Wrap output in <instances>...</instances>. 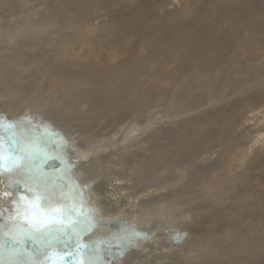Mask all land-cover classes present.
I'll return each instance as SVG.
<instances>
[{
  "label": "bare ground",
  "instance_id": "obj_1",
  "mask_svg": "<svg viewBox=\"0 0 264 264\" xmlns=\"http://www.w3.org/2000/svg\"><path fill=\"white\" fill-rule=\"evenodd\" d=\"M169 4L0 0L15 18L11 33L0 23V145L5 156L13 140L34 145L25 175L55 199L82 192L79 239L107 264H264V0ZM208 60L205 87L222 88L212 107L142 122L143 101L160 95L140 86L147 62L184 76ZM238 60L240 77L225 78ZM12 195L0 179V224Z\"/></svg>",
  "mask_w": 264,
  "mask_h": 264
},
{
  "label": "snow or ice",
  "instance_id": "obj_2",
  "mask_svg": "<svg viewBox=\"0 0 264 264\" xmlns=\"http://www.w3.org/2000/svg\"><path fill=\"white\" fill-rule=\"evenodd\" d=\"M12 126L9 124V127ZM34 151L31 143L21 148L19 142L13 140L5 156V149L0 145V179L13 193L12 198L4 203L14 206L13 215L8 217L9 223L0 224V264H58V261L51 260L57 255L88 257L78 264H107L102 259L103 247L89 248L79 239L83 232L78 225L80 217L85 215L83 207L78 209V203L83 204L82 192L79 202L73 196L69 204L66 197L57 200L49 194L47 181L39 179L36 174L25 175ZM21 177L26 185L25 191L29 193L27 200L15 188L22 182ZM26 240L32 241L31 250L23 247ZM58 244H63L65 250L58 249ZM5 245L10 256L7 261L2 259Z\"/></svg>",
  "mask_w": 264,
  "mask_h": 264
},
{
  "label": "rangeland",
  "instance_id": "obj_3",
  "mask_svg": "<svg viewBox=\"0 0 264 264\" xmlns=\"http://www.w3.org/2000/svg\"><path fill=\"white\" fill-rule=\"evenodd\" d=\"M172 1H174V2H171V0H169V2L172 5L169 4V6H167L168 8L172 7L178 1H181V0H178V1L177 0H172ZM28 11H29V13H31L30 9L27 10V12ZM5 13H7V11L3 12L0 15V23L2 24L1 25L2 29L8 30V29L12 28V26H8V25L10 24V22H13V20L15 18L14 17H10V19H9L8 17H6L7 15H5ZM12 18H13V20H12ZM18 25H16V27L20 28L18 30V32H19L18 34L20 36H23L24 33L27 34L26 32H30V33L34 32V29L32 27H30V26L26 27V30H25L23 26H21V25L18 26ZM71 31L75 32L76 30L73 31L71 29L70 33H72ZM6 32L11 33V30H8ZM22 32H23V34H22ZM16 35H17V33H16ZM241 62H242L241 60H238L237 62L234 61V64L229 69V72L232 73L233 75L232 74H227V76H225V78L231 77L232 79H234V77L235 78L236 77H240L239 72H237V71H238V68L241 66ZM160 65L157 62L155 63V62L149 61V62H147V66L148 67L145 70V72L143 74H140L139 76H137L139 81H140V86L146 87L145 88V92H150V93L157 92V93L160 94V95L155 96V98H153L150 101H148V100H144L143 101L145 104L142 103V107H145V108H142L141 114H143L144 112L145 113L147 112V113H146L145 116H143L142 122H145L144 121L145 119L149 120V119H151L153 117H157L158 115H163L162 113H165V112L167 113V111L174 112L175 115L176 116L178 115L179 118H183V117H186L188 115H191L194 112H196L197 110L198 111L196 113H198L199 110L203 109L204 105L207 106V107L208 106L212 107L214 105V103H215L213 101H216V98L218 97L217 94L218 95L221 94L222 88H221L220 85H219V89L218 90H215V91H212V92H211V90L208 87L207 88L205 87V83L207 81H209V79H210L209 77L212 75V73L211 74L208 73L209 68H207V66L209 65L211 67V64L209 63V60L206 61V64L205 63L203 64L204 66L200 65L197 68V70H196V68H194V69H192V71L194 70L193 72L191 71V73H189L187 75H184V76H181L180 73L169 71L168 66H165L166 67L165 68L162 64H160ZM152 71L154 72V75H153ZM195 71L200 72V76L197 75V72L194 73ZM213 73H215V72H213ZM204 74H206V75H204ZM3 75L4 74H2L1 76H3ZM191 75H193V76H191ZM121 77H125V76L123 75ZM145 77L146 78L148 77V78L146 79ZM152 77H154V78H152ZM223 77H219V76L217 77V75H216V77H214V78H219L220 79V83H223L226 80ZM147 81H149V82H147ZM202 84H203V86H202ZM164 88H166L165 89L166 91L164 90ZM181 90H183V91H181ZM226 91L227 90L225 89L224 92H226ZM205 92H207V93H205ZM206 94L209 95V96L207 97ZM192 97L195 98L196 100L193 99ZM202 99L205 100V101L203 102ZM153 101H156V103L153 102ZM192 103L194 104V108H196V107H198V108L194 109ZM146 105H147V107H146ZM149 115H153V116H149ZM134 124H136V123H134ZM185 127H187V125H185ZM116 130H123V128L120 126ZM234 133H236V132H234ZM232 141L238 142L235 139L234 140L233 139H231V140L228 139V142H232ZM202 157H205V154H203ZM49 162L50 161L46 162V164H49ZM46 164L44 163V165H46ZM156 234L157 233H155V232H143V231H141V232L136 233L135 237H140L141 236L143 238H151V237H155ZM121 240L118 239L116 242H121Z\"/></svg>",
  "mask_w": 264,
  "mask_h": 264
},
{
  "label": "water",
  "instance_id": "obj_4",
  "mask_svg": "<svg viewBox=\"0 0 264 264\" xmlns=\"http://www.w3.org/2000/svg\"><path fill=\"white\" fill-rule=\"evenodd\" d=\"M53 163H54V161H53ZM56 163V162H55ZM55 166H57V165H59V163H56V164H54ZM128 240V239H127ZM129 241H132V240H129ZM2 259L3 260H5V261H7L8 259H10V256L9 255H3L2 256ZM48 259V258H47ZM51 260H53V261H58V262H65V263H70L69 261H68V258H56V259H53V258H51Z\"/></svg>",
  "mask_w": 264,
  "mask_h": 264
}]
</instances>
